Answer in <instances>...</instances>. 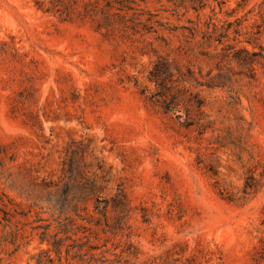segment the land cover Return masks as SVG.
<instances>
[{
	"label": "rangeland",
	"instance_id": "rangeland-1",
	"mask_svg": "<svg viewBox=\"0 0 264 264\" xmlns=\"http://www.w3.org/2000/svg\"><path fill=\"white\" fill-rule=\"evenodd\" d=\"M0 264H264V0H0Z\"/></svg>",
	"mask_w": 264,
	"mask_h": 264
}]
</instances>
